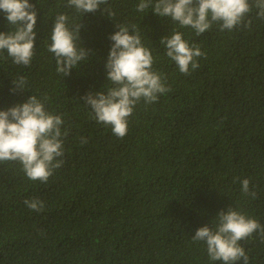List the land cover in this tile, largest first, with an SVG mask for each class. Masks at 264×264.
Wrapping results in <instances>:
<instances>
[{"label":"trees","instance_id":"obj_1","mask_svg":"<svg viewBox=\"0 0 264 264\" xmlns=\"http://www.w3.org/2000/svg\"><path fill=\"white\" fill-rule=\"evenodd\" d=\"M29 3L37 12L34 56L25 67L0 52V110L36 95L62 116L68 135L63 165L46 183L29 180L18 161L0 162V264H223L191 239L198 228H215L229 206L264 226V20L257 10L249 27L214 24L197 36L151 9L138 13L139 0H109L112 17L81 15L67 0ZM59 14L82 25L80 46L91 49L68 76L57 74L48 51ZM115 24L141 29L169 89L135 105L123 138L97 123L81 99L113 86L105 62ZM173 28L204 53L187 75L160 44ZM9 31L0 10V32ZM21 76L25 89L10 91ZM243 179L254 197L242 193ZM32 198L43 201L42 211L25 205ZM239 243L248 264H264V238L254 233Z\"/></svg>","mask_w":264,"mask_h":264},{"label":"clouds","instance_id":"obj_2","mask_svg":"<svg viewBox=\"0 0 264 264\" xmlns=\"http://www.w3.org/2000/svg\"><path fill=\"white\" fill-rule=\"evenodd\" d=\"M67 6L81 15L99 10L114 16L109 0H67ZM103 6V7H102ZM138 13L149 9L162 18H169L180 28L189 27L201 35L217 24L220 31H232L237 26L249 27V14L256 9V17L264 20V0H139L135 6ZM0 10L14 31L0 32V52H7L12 62L28 67L34 56L35 25L37 12L29 0H0ZM247 18V19H246ZM82 25H69V17L59 14L55 17L50 32L48 51L56 61V72L68 76L70 70L87 62L91 49L80 46L79 33ZM117 31L110 34L113 42L105 62L106 78L113 85L106 91L88 92L83 97L90 106L97 123L110 126L114 135L123 138L128 129V117L135 105L143 99L145 104L158 100V94L169 89L165 78L153 70L154 57L151 49L142 43V32L135 24H115ZM160 44L165 55L185 75L199 65L197 58L204 55L200 47L183 38V33L172 29L171 35L163 36ZM10 91L24 90L23 76L12 81ZM64 120L61 115L45 109L44 98L30 95L25 102L6 110H0V162L18 161L29 180L46 183L54 171L63 165ZM86 142V141H83ZM250 181H241V191H249ZM25 205L40 212L43 201L38 198L25 199ZM215 228L205 225L198 228L191 237L203 241L211 261L223 264H248V256L240 241L258 233L264 238V226L255 218L232 207L222 210L216 217Z\"/></svg>","mask_w":264,"mask_h":264}]
</instances>
